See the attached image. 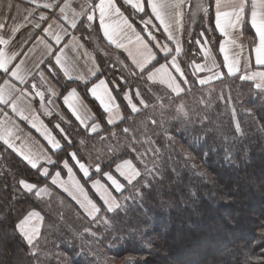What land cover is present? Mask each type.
<instances>
[{
    "label": "trees",
    "instance_id": "1",
    "mask_svg": "<svg viewBox=\"0 0 264 264\" xmlns=\"http://www.w3.org/2000/svg\"><path fill=\"white\" fill-rule=\"evenodd\" d=\"M122 10L141 29V15H130L134 11L127 5H122ZM201 17L193 28L186 20L184 53L179 57L182 67L196 59L199 45L195 40L205 27L212 29L207 36L218 63L222 62L214 15ZM93 32L90 35L97 37L98 44L112 52L106 57L94 42L91 43L101 70L97 77L117 81L113 75L127 76L121 72V66L112 61L113 54L119 60L126 55L107 47L96 25ZM244 32L252 43L254 32L248 22H245ZM158 58L164 61L162 54H158ZM188 76L189 85L185 87L190 91L174 99L172 106L163 110V115L159 106L153 107V102L149 101L147 109L129 116V110L118 96L121 111L129 118L124 123L118 122V126L101 122L102 130L98 134L84 131L64 110L71 123L61 122V126L70 134L72 147L65 144V151L56 155L57 161L66 158L67 152L72 150L87 162L80 146L84 143L89 151L96 152V146L102 144L101 136L116 133L104 140L107 148L98 154L101 172H91V179L113 171L121 159L131 158L120 152L133 135L138 152L150 147L159 149L155 160L160 174L155 178L145 176L134 187L127 188L123 195L132 199L126 202V208L109 214L110 228L92 223L82 212L79 222H74L71 215L69 220L60 219L61 211L53 207L51 201L22 192L18 186L21 178L40 186L48 184L75 213L79 211L78 205L51 185L49 178L40 176L0 143V264H122L127 257L133 258V264H256L250 258L264 252V91L236 75H225L205 85H200L190 73ZM64 83L77 87L99 118L101 109L87 94L85 84L65 80ZM118 83L122 88L127 87L119 80ZM137 83L147 96L146 89L150 85L133 81L132 87ZM159 87L161 92L153 89V94L163 93L164 86ZM181 103L188 113L187 118L177 116L176 108ZM151 119L157 120V125H152ZM48 122L57 132L53 121ZM124 127L132 130L127 134L128 139L122 133ZM144 137L147 142L142 141ZM116 145L121 146L120 151H109L110 146ZM133 162L143 171L142 165L136 160ZM60 167L57 163L52 170ZM77 173L88 188L91 179L86 180L78 170ZM145 183L149 186L145 187ZM88 190L99 203L98 196ZM32 209L40 211L44 217L36 241L40 249L37 252L31 250L32 246L16 228L19 220ZM85 228H91L96 236L85 232ZM105 253L107 256L103 258Z\"/></svg>",
    "mask_w": 264,
    "mask_h": 264
},
{
    "label": "snow or ice",
    "instance_id": "2",
    "mask_svg": "<svg viewBox=\"0 0 264 264\" xmlns=\"http://www.w3.org/2000/svg\"><path fill=\"white\" fill-rule=\"evenodd\" d=\"M29 3L34 7L27 10L28 16H32L38 9H58L60 20L69 26L66 28L64 24L53 19L47 27L42 28V35L36 37L33 47L24 53V56L28 57L40 47L41 57L34 61L35 75L39 77L42 85H47L51 78L66 91L58 93L54 86H48L46 91H42L38 88L35 79L30 85V91L26 85H28L29 76H32L33 73L22 72V66L25 64L24 59L13 66V61L20 56V53L14 52L9 55L6 52V47L15 39L16 33L23 25L11 27L7 32H0V45L5 46V48H0V73L8 77L4 79L3 84H0V141L26 162V166L36 170L45 179L50 178L51 185L66 193L78 205L79 211L76 212L78 217L82 212L92 223L102 224L106 229L112 226L109 214L126 208V202L132 199L131 196L123 195L127 188L134 187L135 183L145 176L155 178L160 174L155 160L159 149L150 147L144 152H138L135 146L136 138L134 135L131 136V140L123 145V151L120 152L121 155H128L131 158L121 159L114 166V172L121 179L109 171L103 172V177L108 183H101L99 179L91 183V188L99 197L100 202L98 203L87 194L84 185L76 178L74 169L78 170L86 180L91 179V169L82 162L77 151L67 152L66 158L60 161L52 158L59 151H65V144L72 147L70 134L61 126V122L70 124V121L61 116V122L54 125L57 130L54 133L53 129L40 119L41 113L46 117L53 116V112L57 108L56 99L62 98L63 105L84 131L89 134H98V130H102L101 122L108 126H118V122L124 123L129 116L139 114L142 109H147L150 106L149 101L153 102V107L158 105L161 115H163V110L171 107V102L174 99L181 97L186 91H190V88L185 87L189 85L188 73L195 77L200 85H205L209 81L220 79L225 75L231 76L239 73L242 60L245 69L249 68L252 63L251 53H254L256 70L246 71L244 75L239 76V79L254 82L256 89H264V0H197L195 6L192 5V0H121L120 3L118 0H98V2L84 0V3L80 5L79 12L72 8V0H63V3H60L59 0H51V2L29 0ZM122 5L130 6L134 10L130 15H141L140 24L142 27L140 31L136 30V26L129 16L124 14ZM11 7L9 5V9ZM185 8H189L191 11L186 13ZM198 13H203L202 19L214 15L215 30L223 36V39L219 41L218 48L219 53L223 54V60L220 63L216 61L207 36V33L212 29L205 27L195 40V44L199 45L200 53L203 54V63L192 60L190 64L182 67L179 57L184 53L182 41L185 31L184 18L186 15H190L194 19ZM97 18L103 36L117 49H123L127 53L123 60L118 59L117 61L121 66V72H127V76L121 74L117 79L127 87L122 88L116 80L98 78L97 74L101 71L100 66L95 63L96 57L89 56L86 50L82 53L83 58L92 63L87 75L81 73L74 75L76 69L74 66H70L67 61L65 49L69 47V44L63 42L70 36L69 28L76 30L78 25L83 24L85 20L90 25ZM27 19L26 16L25 20ZM48 19L45 12H39L40 21H48ZM153 20L158 24L153 23ZM245 22H248L254 30L253 47L247 57L244 56L243 47L237 45L236 39L233 38V33ZM4 28L5 24L0 23V30ZM34 28L40 29L41 24L36 23ZM161 29V34L166 36L172 46H169L168 43L161 44L157 35L154 34L161 32ZM128 33L134 37L135 51L115 38ZM189 37H191V33H189ZM73 39H75L74 36ZM128 43L132 44L133 39L130 38ZM83 47V44L77 45V48ZM237 48L239 51H236ZM158 54H163L164 62H160ZM115 67L116 64L113 63L112 68L115 69ZM222 69H226V72ZM204 73L206 75H202ZM61 75L68 82L84 81L87 94L101 109L99 118L84 104L83 97L77 87H68L67 83L61 84L59 79ZM93 78H96V82L91 83ZM13 80L24 87H17ZM133 81H142L144 85H150L146 89L149 94L146 96L145 92L141 91L139 83L136 87H132ZM160 85L164 86L163 93L161 95L153 94V89L156 93L161 92ZM118 96L124 101L125 109L129 110V116H125L121 111V104L117 100ZM37 97L39 98L40 112L32 108L31 102ZM166 100L167 103H165ZM5 108L10 109L20 120L27 121L31 128L40 133L49 148L45 149L41 146L39 150L34 151L26 143L22 142L21 145H17L16 140H19L20 137L15 135L17 130L14 126L15 122L8 112L4 111ZM176 111L178 118H187L188 113L185 111L183 103L177 106ZM233 112H235L234 109ZM10 122L13 124L12 127L7 126ZM151 124L157 125V120L151 119ZM237 130H239L238 123ZM131 131L129 127L122 129V133L126 134V139H128L127 134H130ZM115 135L116 133L112 132L108 136H101L100 140L104 141ZM61 141H64V144ZM120 147L119 145L110 146L109 151L118 152ZM50 152L51 154H49ZM134 160L143 166V171L137 166V163L133 162ZM57 163L61 167L52 172L49 166L54 167ZM149 164L152 167H148ZM63 170L67 172V180L62 178ZM95 171L101 172L99 163L95 165ZM121 180L124 182L122 183ZM18 186L22 192L33 194L37 199L51 195L48 184L40 186L30 182L29 179L21 178L18 181ZM144 186L149 185L145 183ZM136 192L140 194L139 189H136ZM43 219L40 212L32 209L16 224V228L29 245L34 246V241L40 236L39 224H33L32 221L42 222ZM60 219H63L62 214ZM84 231L93 237L96 236V232H93L91 228H85ZM250 261L264 264V252L251 257ZM122 264H133V258L127 257Z\"/></svg>",
    "mask_w": 264,
    "mask_h": 264
},
{
    "label": "crops",
    "instance_id": "3",
    "mask_svg": "<svg viewBox=\"0 0 264 264\" xmlns=\"http://www.w3.org/2000/svg\"><path fill=\"white\" fill-rule=\"evenodd\" d=\"M41 2H51V0H41ZM59 2L63 3V0H59ZM96 2H98V0H96ZM83 3H84V0H72V8L75 9L77 12H79L80 11V5L83 4ZM9 5L12 6L11 9H9ZM33 7H34V5L29 3V0H0V23H4L5 24V28L0 30V32H7V31H9L11 29V27H14V26H17V25H23V27L20 28L19 32L16 33L15 39L6 47V52L9 55L11 53H14V52L20 53V56L16 60L13 61V66L15 64L20 63L21 59L25 60V64L22 66V72H32L33 73L32 76H29L28 85H26V86L29 87L30 91H31L30 85H31L33 79H35V81H36V83L38 85V88H40V90L46 91V88L48 86H54L56 88L57 92L59 93V92H62V88L60 87V85H57L54 80H51V78H49V82H48L47 85H42L40 83L39 77L36 76L34 71H33L34 61L39 60L40 57H41V48L38 47L36 49V51L31 53V55L28 56V57H25L24 53H27L28 50L33 47V44L36 42V37L42 35V28L43 27H47L48 23H51L53 19L57 20V22L60 23V24H64V27H66V28L69 27V26L67 25L66 22L60 20L58 9H56V10H53V9H38L35 13H33L32 16H28V11L27 10H29V9H31ZM40 11H43V12H45L48 15V17H49L48 21H40L39 20V12ZM185 12L189 13V8H185ZM124 14L126 15L125 12H124ZM26 16L28 17L27 20H25ZM201 16H203V14H200L198 16V18L196 19V21L194 23H192L191 16L190 15H186L185 18H184V27H185V23H186V20H187L186 24L190 28H193L194 25L198 22V20H199V18ZM97 17H98V13H97ZM81 19H83V18H81ZM129 19L136 26V30L140 31V29L135 24V22L131 18H129ZM86 22L87 21L85 20V22L82 25H80V26L78 25V29H76V30H72L71 28H69L70 36L68 38H66L65 41L63 42V43L69 44V47L65 49V55L67 57V61H68L69 65L70 66H74L75 69H76V72L74 73V75L77 74V73H81V74L87 75L88 69L92 67L91 61L90 60H85L83 58L82 53H84L85 50H86L87 53L89 54V56H93L94 55L96 57L95 51L93 50L91 43L93 44L95 39H96L95 42L97 41V43H98V39H97V37L95 35L94 36L90 35L91 33H94L93 32L94 25H96L98 27L99 34H100L104 44L107 47L109 46L112 49L120 50L125 55H127V53L123 49H117L115 47V45L110 44L109 41L107 40V38H105L103 36V32L99 28L98 18L95 21L91 22L90 25L88 24V22L87 23ZM36 23H40L41 24V28L40 29L34 28V25ZM153 23L158 24V22L155 21V20H153ZM214 24H215V21H214ZM244 25H245V23L242 24L239 27V29L236 30L233 33V38L236 39L237 45H240V46L243 47L244 56L247 57L249 55V53L251 52V48L253 47V44L250 43L249 38L245 35ZM56 30H58V29H56ZM253 32H254V30H253ZM161 33H162V29H161V32L154 33L155 35H157V38L160 41V43L161 44L168 43L169 46H172L171 43L169 41H167L166 36L162 35ZM218 34L220 35V40L223 39V36L219 32H218ZM73 36L75 37V39H73ZM115 38L118 39L120 42L125 43L126 46L131 48L133 51L136 50V45L134 43V37H131L130 33H128L126 35L116 36ZM130 38L133 39V43L132 44L128 43V40ZM183 38H184V33H183V36H182V41H183ZM46 39H47V37H46ZM79 44H83L84 47L83 48H77V45H79ZM98 46H99L100 51L103 53V50H105L106 47L103 46L101 43H100V45L98 44ZM0 48H5V46L0 45ZM183 48H184V44H183ZM198 48H199V46H198ZM236 51H239V48H237ZM197 52H198V55L196 56V59H195L196 62L197 63H203L202 54L199 51H197ZM221 56H222V60H223V54H221ZM251 56H252L251 66L249 68L245 69L244 62L242 60L241 61V71L239 73L235 74L236 76L239 77L241 75H244L246 71H254V70H256V66H255V62H254V53H251ZM78 57H79V59H78ZM169 59H170V57H169ZM95 63L99 65V62H98L97 58L95 60ZM222 70L226 72V69H222ZM98 74H97V76H98ZM202 75H206V73H204ZM7 78L8 77H6L3 73H0V84H3L4 79H7ZM102 78H105V77H102ZM59 79H60V82L61 81L64 82V78H63L62 75L59 77ZM212 81H214V80H212ZM212 81H209V82H212ZM243 81H247V80H243ZM62 82H61V84H62ZM75 82H79L81 84H84V81H80V80L75 81ZM94 82H96V78H93L91 80V83H94ZM247 82H250L254 86V82H252V81H247ZM13 83H16L17 87H24V86L20 85L15 80H13ZM89 87H90V84H89ZM257 90H263L264 91V89H257ZM81 96H82V94H81ZM83 100H84V104H86L88 106V108L91 109V107L88 105V103L85 101L84 98H83ZM31 103H32V108H34L37 112L41 111L40 107H39V98L38 97L36 99L32 100ZM55 103L57 105V108L54 110L53 116H57V118H58V120L60 122H61V116H63L66 120L69 121V119L67 117V114L64 111V110L67 111V109L63 105L62 98L56 99ZM4 111H7L9 113V116L12 117L13 121L15 122L14 126L17 129L16 132H15V135L20 137L19 140H16L17 145H21L22 142L26 143L29 146H31L34 151L39 150V148L41 146L43 148H45V149L49 148V145L43 139V137L40 135V133H38L35 129L31 128V126L27 123V121L20 120V118L16 117L11 112L10 109L5 108ZM91 111L93 112L92 109H91ZM68 113L71 115L70 112H68ZM40 119H42L44 121V123L47 124L49 128H51V126L49 125V122H48L49 120H51V116L50 117H46V116H44L41 113ZM93 122H95V121H93ZM55 123H57V122H54L53 125H55ZM7 126L12 127L13 124L10 122ZM0 143L3 144L2 141H0ZM5 146L7 147V145H5ZM10 150L12 151V149H10ZM13 153L16 154L15 152H13ZM49 154H51V152ZM52 158L54 160H57L56 159V155H53ZM49 167H50V170H52V166H49ZM56 170H57V168L52 170V172H55ZM74 171H75V174H76V178L79 179L77 170L74 169ZM112 173H113V175H117L114 172V167H113ZM62 178L64 180L68 179L66 170H65L64 174L62 173ZM117 178L121 179L118 175H117ZM97 179H99L101 181V183H105V184L108 183L106 181V179L103 177V175H102V177L99 176V177H95V178L89 180L88 181V188H90L96 195H97V193L95 192V190L91 188V183H92V181L97 180ZM49 180H50V178H49ZM80 182H81V184L84 185V183L81 180H80ZM121 182L123 183L124 181L121 180ZM84 188L87 191V194L91 197V195L89 194L90 192H89L88 188L85 185H84ZM36 211H38V210H36ZM38 212H40V211H38ZM41 216H42V214H41ZM32 223L33 224H37V223L39 224L40 233H41V225H42L43 221L42 222H40V221H32ZM37 239H36V241H37ZM36 241H34V243Z\"/></svg>",
    "mask_w": 264,
    "mask_h": 264
},
{
    "label": "rangeland",
    "instance_id": "4",
    "mask_svg": "<svg viewBox=\"0 0 264 264\" xmlns=\"http://www.w3.org/2000/svg\"><path fill=\"white\" fill-rule=\"evenodd\" d=\"M196 2H197V0H193L192 1V5L193 6H195V4H196ZM191 10L189 9V12H190ZM200 14H203V13H198L197 15H196V17L193 19L192 17H191V19H192V23H194L195 21H196V19L198 18V16L200 15ZM87 23V22H86ZM89 24V23H88ZM209 28V27H208ZM209 33V32H208ZM207 33V34H208ZM96 40V39H95ZM95 40H94V42H95ZM203 42V41H202ZM95 44L97 45V47H99L98 46V43H97V41L95 42ZM209 46H211V44L209 45ZM198 51H199V48H198ZM200 52V51H199ZM112 52H107V51H105V50H103V54L106 56V57H108V56H110V54H111ZM202 54V53H201ZM214 55V54H213ZM113 56V59H112V61H115V63L118 65L119 63L117 62L118 61V57H117V55L116 54H113L112 55ZM202 56H203V54H202ZM215 56V55H214ZM215 59L217 60V57L215 56ZM125 73H127L126 71H125ZM119 75L118 74H115V75H113V77H114V79L116 78L117 79V77H118ZM117 83H118V80L116 81ZM263 91V90H262ZM180 105V104H179ZM178 105V106H179ZM51 120L53 121V124H54V122H60L59 120H58V118H57V116H51ZM142 141H144V142H147V139L144 137L143 139H142ZM84 147H86V146H84V143H83V146L81 145L80 146V151H81V153L85 156L86 155V159H87V162L85 161L84 163L86 164V165H88L89 167H90V169H91V172H93L94 170H95V165L97 164V163H99V161L98 160H100L101 159V157L98 155L99 153H102L103 151H104V149L105 148H107V141H102V144L101 145H97L96 146V152H91V151H89V149L86 147V149L84 148ZM146 147V146H145ZM72 151V150H71ZM71 151H69V152H71ZM88 151V152H87ZM98 152V153H97ZM65 157H63V159H64ZM1 159H2V157H1ZM83 162V161H82ZM100 164V163H99ZM49 187V189H50V191H51V195H46L44 198H43V200H48L49 202L51 201V204H52V206L53 207H55L57 210H59V212L61 211V213L60 214H62L63 215V219H65V220H69V216L71 215L72 216V218H74V222H79L80 221V219H79V217L76 215V213L73 211V209L65 202V201H63L61 198H59L58 197V195L57 194H55V193H53V190L51 189V187L50 186H48ZM72 214H71V213ZM43 224V223H42ZM41 230H42V225H41ZM32 247H31V250L33 251V252H37V251H39L40 249H39V246L36 244V242L34 243V246L33 245H31ZM109 256H110V254H108ZM107 256V254L105 253V254H103V258H105Z\"/></svg>",
    "mask_w": 264,
    "mask_h": 264
}]
</instances>
